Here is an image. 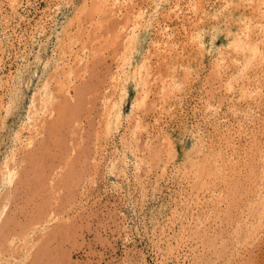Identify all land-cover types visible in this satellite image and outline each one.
Masks as SVG:
<instances>
[{"label":"rangeland","instance_id":"obj_1","mask_svg":"<svg viewBox=\"0 0 264 264\" xmlns=\"http://www.w3.org/2000/svg\"><path fill=\"white\" fill-rule=\"evenodd\" d=\"M225 1L227 0H160V2L158 0H107L106 3L108 6L106 5V12L96 11V13H90L92 18L88 17L90 16L89 14L84 18L85 15L83 14L84 16H82L79 11L82 9V4H84V7L86 2L88 4L90 3V0H0V170L3 164L2 162L7 159L10 163V161L15 158L16 160H13L15 165L12 161L11 162L15 166L13 167L19 170V172L16 170L17 175L13 182L8 184L9 186L7 184H5L6 186L3 185V189L1 188L0 191V197L2 198L0 205L2 204V207L4 205L6 206L3 209L4 214L2 213L1 217L3 218L1 219L6 220L8 218H14L13 223H11L12 221L9 223L11 229L9 227L7 228V230L9 229V236L6 231V236L2 234L3 236L0 239V245L4 247H0V249H2L0 252V262L3 261L5 264H8L10 261H12L10 263L13 264H31V262L32 264H36V262H39V264H213V262L214 264H264V214H260L261 211H264V207L258 211L260 215L259 217L256 216L257 218H245V220L244 215H246L247 212L241 214L242 217H240L241 215L238 216L243 218V220H241L245 222L241 223L239 218L240 222H238L237 225H240L239 227L241 229L245 227L246 231L236 239H234L236 234L233 232L234 227L237 226L236 223H234V219L238 218L233 217L235 213L240 212L243 209L242 207H246V203L249 204L250 202V204H252L253 200L260 199L261 195L264 193V173L262 172V181L260 180V182H258L259 179H257L256 182L258 183L256 187L258 188L259 186L260 189L258 190L260 191L256 190V187H253V189L256 188L255 190L256 192L258 191V194L252 195L250 192V195H247L248 198L246 197L248 200L242 201L239 207V209H242L234 210L231 213L230 218L232 219H230V223L227 222L229 217L225 215L224 209L226 203L231 199L230 193L226 196L227 199L222 196L218 199V196L215 194V189L217 187L214 188L215 184H212V175L209 176V178L203 179L199 185L193 184L194 180L190 177L191 175L193 176L192 173H194V171L191 168L192 166H190V157H184L183 151H186L187 147L184 145L182 136H180L183 130L179 128V125L181 126L183 124L188 128L190 127L192 131L200 130L198 133L201 143H198V146L201 144L205 146L208 145L210 141H213L216 145H220V147L223 148L222 146H225V141L222 138L226 134L228 136V141L234 142V147L236 148L237 154L233 157H235V159L243 157L240 159L243 164L240 162V165H238L239 167L241 166L239 168L241 172L239 177L242 179L245 172L244 169H246L244 164L247 161L244 153L250 151L248 147L252 144V138H254L252 135L255 134V137L260 138V142L264 145V85L262 88L261 83L258 84L257 81L254 82L255 80L253 81V79H251L254 77L263 79L261 76L264 74V69L263 71L256 70L260 69L258 67L261 66L258 60L257 62L251 61V67L248 65L247 68L245 67L246 70L244 68L242 71V67L239 68V64L244 65V60L241 58L239 59V56L237 58V63L240 62L239 64H236V61L232 64L229 61L226 62L231 51H229V47L226 46L224 42L216 39H214L216 42L214 46H206L205 50H208L204 51L202 54L197 52V46H191L193 41L190 45L187 43V47L179 45L176 47L169 46L171 49L173 48V50L167 48L166 43H164L165 41H162L163 44L160 45L163 39H167L166 41L170 40L171 43H186L188 34L193 32L197 27H202L203 39H205L207 45L211 43V33L215 31L213 28L217 22L221 24L219 30L221 31L220 40H222L225 39L224 35L225 33L227 35L230 28L237 30L239 35L245 26H249L250 29L252 26H256L254 22L258 20V16L259 21L263 20L261 19L262 13H264V11H262V9L264 10L263 0H258L260 1L259 4L255 0L252 2L249 0H241L242 3L239 2L240 0H228L227 3ZM117 4H119L118 7ZM252 4L254 6L257 4L255 6L257 9L262 5L260 6L262 8H260V10L258 9V11L261 12L260 15L255 11ZM200 6H202L201 9ZM118 9L120 10L118 11ZM252 9H254V12H252ZM243 10L246 11L247 16H251L249 20L252 21L249 22L247 17L243 20V17L237 14H229L231 12H242ZM122 13L125 14L123 15ZM113 14L116 16V19L118 17L117 20L112 17L114 16ZM120 15L121 17H119ZM122 15L124 17H122ZM217 15H219L218 18ZM255 15H257V17ZM197 16L199 19L198 21ZM82 18L84 19L82 20ZM78 21L81 22L78 24ZM116 21H119V23ZM102 23L103 27L101 26ZM249 23L250 25H248ZM252 23L254 24L252 25ZM113 25H116V28L113 27ZM75 26L77 29L79 28L77 31H74L76 29ZM99 26L101 28H99ZM104 27L109 28V30ZM80 28L83 29L80 30ZM115 31H119V34L122 32V35L120 36L117 33L116 36ZM124 32H126V37ZM131 32L134 33L135 38L139 40V44L141 45L139 53L135 51V42L129 40V34ZM86 34H89L88 36L90 37ZM114 36L116 37L113 38ZM77 37H79V39ZM228 37L227 35V38ZM75 39L78 40L75 42ZM155 39L158 41L156 42ZM214 40H212V42H214ZM70 41L71 43L68 46ZM129 41L132 42V44H129ZM145 42H147V44L148 42H153L154 44L151 46L152 43H149L148 46L144 44ZM175 48H177V51ZM257 50L260 51V53L264 52V45L257 46ZM174 53L178 54L175 56L181 58L184 65L189 64V66H191V70L188 71V73L185 72L184 66H180L181 68H179L178 64H174L176 71L173 74L175 77L179 76L177 80L182 79L181 81H173L171 71L174 68L172 69V67L166 66L162 60H160L162 56L170 57L174 55ZM219 56H222L223 60L215 64ZM185 59H187V62ZM158 61H160V63ZM161 62L165 66L162 65ZM141 63H145L147 71L149 70L147 75ZM158 63L160 66H158ZM75 65L79 66V69ZM137 66L142 70L143 76L145 75V78L148 77L149 80H146L149 84L146 83V86L142 84L144 85L143 87L140 85L141 83H134L133 85L126 83V101L119 102L118 100L117 105L112 107L114 104L113 100L118 95L116 91L117 88L115 87L117 83H119L121 69L126 68V70H128L133 68L139 70ZM221 66L223 69H221ZM164 67H168V69L165 70ZM217 68L220 69L219 71L221 72L222 78L212 76L214 70ZM70 70L73 73H71ZM157 70L160 73L162 72L163 75H160ZM67 71L71 73L68 79L65 78L66 75L63 76V72L67 75L69 74ZM234 71L236 73L239 71L236 75L238 77L233 75L236 74ZM251 71L253 72L251 73ZM255 71H257V75ZM55 72L58 73V76ZM177 72L178 75H176ZM164 73H166V75ZM222 74L224 75L222 76ZM240 74H242L244 78ZM17 75L19 77H17ZM246 76L249 78L248 81L244 83V79L247 80ZM56 77L58 80H56ZM228 77L230 78L231 84L229 85L228 83V85L224 87L222 83L224 84L225 79ZM66 79L68 81V86L65 83ZM60 80H64L63 83L65 84H59L61 82ZM47 81L48 83H46ZM248 82L250 83L248 85L249 88L247 87L249 90L253 88L254 84L260 85L258 86L259 93L257 90L253 93L254 97H249V95L247 97L241 96V92H243L241 88L244 87L242 85L248 84ZM252 82L254 83L252 84ZM43 83L46 86H42ZM17 85L19 87H17ZM60 86H62V89ZM142 90L148 92L145 98L146 101L144 100V104L139 102V106H137L138 104L136 102L139 96L141 97ZM48 93L50 94V99H47ZM45 95L47 97H45ZM67 97L70 103L77 102L79 105L76 103L77 106L75 105L74 108L76 110L72 112V114L68 111L71 118L68 116L69 119H66L68 122L66 123L67 125H65L63 122H65L64 114L66 112L61 115L60 112H57L58 109L55 108L61 107L64 102L67 103ZM44 100H49L48 104H46V102L42 103ZM8 103L12 105H8ZM105 103H111V106L108 105L110 109L111 107L113 109L110 111L108 108L111 115L115 107L120 112L118 118L112 117L110 121L107 122V125L110 126L112 131V136L110 138H107L104 133L106 125L102 118L104 109H107ZM6 104L9 106L8 112H6ZM12 106H14L13 109ZM50 106L54 107V109H52V107L50 108ZM66 107L68 108V106H65V110ZM53 110L56 114L58 113L60 119L58 115L54 112L52 113ZM67 110H70V107ZM55 115L57 117H55ZM74 115H76V117H74ZM53 116L56 120L53 119ZM136 117L141 119V126L135 125L134 122L136 120L134 119ZM51 119L54 120V124H52L53 121ZM69 120H71V122ZM45 121L46 123H44ZM59 121H61V123H56ZM79 122H81V124ZM214 122L216 124L218 123L220 129H222H219V133L215 132L213 128L215 126ZM43 124L47 126L44 125V128ZM145 125L148 127L146 128ZM71 128L72 130H70ZM46 129L49 132H47ZM167 132H171L173 140L177 141L175 153H168L166 150L165 153L163 151L167 143L165 142V137L162 136H166L165 133ZM15 133L17 135H15ZM52 133H54L55 136ZM58 134L61 136H58ZM71 134L72 136L70 137ZM154 135H156V137H154ZM227 136L224 138L227 139ZM69 138L72 140L70 141ZM63 139L65 148H63L64 145L61 144ZM122 139L126 146L127 142L131 143V145L129 146L128 144L129 147H125V145L122 146ZM35 140L38 141L37 143L40 146H38ZM58 140L60 143H58ZM42 142H44V145ZM32 143L35 147L31 145ZM134 143L137 145H134ZM45 144L49 146L45 148ZM159 144L161 148L164 145L163 150L159 148ZM41 145H43V147H41ZM151 145L152 147H150ZM52 146L54 148H52ZM122 147L128 149H126L127 152L125 155L127 156L125 162L122 161L123 166L121 168V164L118 163V157L122 153ZM43 149L47 150L43 151ZM151 149L161 151L158 161L151 155ZM190 150H193V152H191V159L195 162L197 159L200 160L199 158L196 159V156L193 155L195 154L194 149ZM204 150H206V148ZM25 152L29 153H27L28 157L30 156L34 164L33 162L30 164L31 161ZM35 152L37 154H35ZM171 153L172 155H170ZM30 154L33 155V158L35 155H40L39 160L37 159V161L35 159L36 162ZM10 156L15 157L11 158ZM121 157L122 156L119 158ZM3 158L4 161H2ZM22 159H25L26 162ZM61 159H63V162ZM72 159L74 160V165ZM68 160H72V162L68 163ZM27 161H30V163ZM65 162L67 164L71 163V167L74 168L71 169V171L68 169V174L64 172ZM16 163H20L21 166L25 163V166L23 165L21 169V166L19 164L17 166ZM258 164H260L259 170H261L262 166H264V160ZM30 165H34V167L32 166L33 168L31 167L32 169H30ZM39 165L41 167L38 170L37 167H39ZM243 167L245 168L243 169ZM26 168L33 170L34 173L42 171V175L39 173L41 176L38 178L36 176L37 173L34 174L32 171L34 176L31 174V171ZM34 168L37 169L35 170ZM188 168L190 169L188 170ZM20 170L24 171L21 172ZM52 171L55 174H53L54 177H56L54 178L56 180L55 184L49 187L50 190H52L44 191L43 188L39 189L38 180L42 178L43 173L46 172L48 175L50 174L49 172ZM230 172L233 173L234 170ZM23 176L27 178L24 179ZM28 176H30V180L33 176L35 178L37 177V180L34 178L37 183L35 180L34 182H32V180L30 181ZM231 177L235 180L238 176H230V180H232ZM63 178L66 181L63 180ZM21 180L23 183L20 182ZM34 183L36 185H34ZM57 183L59 185H57ZM216 184L218 183L216 182ZM71 185L74 188H72ZM14 186L15 188L13 189ZM219 186L223 188L221 183ZM8 188L11 189L9 190ZM59 189H63L64 192L63 190L60 192ZM42 190L46 193H43ZM212 190H214V193ZM4 192H6L5 194L7 195H5ZM50 192H54L52 194L56 196V198H51L52 194ZM65 192L68 193H66L67 196ZM259 192L262 193L260 194ZM60 194L62 196L64 194L65 196L61 198L62 196H60ZM14 195L16 198H14ZM5 196L8 199H6ZM37 196H39V199ZM57 196L61 199L59 200ZM49 198L52 200L50 201ZM210 199L213 200V205ZM3 200L6 203H4ZM7 200L9 201L8 205ZM215 200L219 202L216 203ZM33 202L39 207H35ZM40 204L42 205L40 206ZM46 207L47 209H44ZM34 209H36L37 212L39 209V213L37 214ZM245 209L246 208H244V210ZM217 212L224 213L219 214L220 216L217 217ZM8 214L9 216L7 217ZM206 214H209V217L207 215L208 218H205ZM203 215L205 217H202ZM214 215L216 216L214 217ZM46 216L47 218H45ZM29 219L33 220L30 221ZM34 220L36 222H32ZM217 222H220V224ZM246 222L248 225L251 223L248 229L247 224H243ZM201 228H205L206 230ZM53 229L54 232L57 231L59 233L56 232L54 235H50V238L47 240V247L45 248L50 255L48 256L46 250L43 248L42 252L37 250L39 254L37 252L34 257L33 255L35 252L32 246L36 238L39 237L43 231L50 233ZM219 230L221 232L220 234ZM196 231L198 232L196 233ZM63 233L66 236H62ZM213 233L216 235L214 240L216 243L214 242V246H212H218L217 248H213L211 245L212 248L209 246V242L212 239L211 237L214 235ZM217 234L222 240H219L220 238ZM229 234L231 236H229ZM55 235L58 236L56 237ZM61 236L64 240H62ZM226 236H228V238ZM206 238H209V242H206ZM223 238L227 241L223 242ZM228 240L232 242L230 243ZM58 241H60V243ZM15 242L17 243L16 246ZM220 243L223 246H221ZM20 244L22 246H20ZM9 245H11L13 249ZM223 247H226V250ZM59 249L61 251H59ZM212 249L217 250L215 251ZM28 251L29 256L27 254ZM37 255L41 257H37ZM9 256L15 258L11 259ZM17 256H20V258ZM46 256H48L49 259ZM43 259H45V261ZM6 260L8 262H6Z\"/></svg>","mask_w":264,"mask_h":264},{"label":"bare ground","instance_id":"obj_2","mask_svg":"<svg viewBox=\"0 0 264 264\" xmlns=\"http://www.w3.org/2000/svg\"><path fill=\"white\" fill-rule=\"evenodd\" d=\"M86 1V0H85ZM159 2H160V0H158ZM162 1V0H161ZM239 1V0H238ZM247 1V0H246ZM249 1H253V0H249ZM255 1H257L258 2V4H259V2L260 1H258V0H255ZM254 1V2H255ZM65 2V1H64ZM107 0H90V3L88 4L87 2V4L85 3V6L83 7V5L84 4H82V9L79 11L80 12V14L82 15V16H84L85 15V17L84 18H86V15L88 16V14L90 15V13H92L93 14V12L94 13H96V11H102V12H106V5H107ZM226 3L228 2V0L227 1H225ZM239 2H241V0L239 1ZM253 2V3H254ZM262 2V1H261ZM172 3V2H171ZM176 3V2H175ZM226 3H225V6H226ZM242 3V2H241ZM246 3V2H245ZM256 3V2H255ZM263 3H264V0H263ZM109 4V3H108ZM119 4H120V2H119ZM119 4H117V7L119 6ZM260 4H262V3H260ZM110 5V4H109ZM121 5H122V3H121ZM156 5H158V4H156ZM173 5V4H172ZM253 5V4H252ZM257 5V4H256ZM255 5V6H256ZM108 6V5H107ZM113 6V5H112ZM155 6V5H154ZM176 6V5H175ZM254 6V5H253ZM255 6H254V9H255V11L256 12H258V14L260 15V11H258V9L260 10V8H262V7H260V6H262V5H260L259 6V8L257 9V8H255ZM264 6V5H263ZM116 7V6H115ZM173 7V6H172ZM220 7H222V6H220ZM231 7V6H230ZM235 7V6H234ZM237 7H240V6H237ZM244 7V6H243ZM246 7V6H245ZM252 7V6H251ZM258 7V6H257ZM111 8V7H110ZM155 8H156V6H155ZM170 8V7H169ZM202 8V6H200V9ZM251 9V8H250ZM254 9H252V12H254ZM120 9H118V11H119ZM196 10H198V9H196ZM109 11H111V10H109ZM200 11V10H199ZM229 11V10H228ZM262 11H264L263 9H262ZM78 12V13H79ZM97 12V13H98ZM107 12H108V10H107ZM126 12V11H125ZM195 12V11H194ZM197 12V11H196ZM203 12V11H202ZM112 13V12H111ZM118 13V12H117ZM116 13V14H117ZM84 14V15H83ZM109 14V13H108ZM123 14V13H122ZM125 14V13H124ZM123 14V15H124ZM229 14H231V15H233V14H237V15H239L240 17H243V20H245V18L247 17L248 18V21L250 22V21H252V20H249L250 19V17L249 16H247V13H246V11L245 10H243L242 12L241 11H239V12H231V13H229ZM253 14V13H252ZM263 14L264 13H262V18L261 19H263L264 20V16H263ZM114 15V14H113ZM122 15V17H124ZM198 15V14H197ZM118 16V15H117ZM256 17H257V15H255ZM255 16H254V18H255ZM89 18L91 17V15L90 16H88ZM112 17H114V19H116L115 17V15L114 16H112ZM119 17H121V15L119 16ZM213 17V16H212ZM216 17V16H215ZM219 17V15H217V18ZM78 18H80V17H78ZM84 18H82V20L84 19ZM92 18V17H91ZM108 18V17H107ZM106 18V19H107ZM168 18H169V16H168ZM224 18V17H223ZM81 19V18H80ZM117 19H118V17H117ZM116 19V20H117ZM126 19V18H125ZM220 19V18H219ZM90 20V19H89ZM101 20V19H100ZM108 20V19H107ZM122 20V19H121ZM199 19H198V16H197V21H198ZM223 20H225V19H223ZM259 21V16H258V20L257 21H255L254 23H255V25L256 26H252L251 27V29H250V27L249 26H245L243 29H242V31L239 33V35H238V33H237V30H235V29H233V28H230L229 29V32H227V35L229 36L228 38H227V35H226V33H225V39H222V40H220L221 39V37H220V28H221V24L219 23V22H217V24L214 26V30L215 31H212V33H211V37H210V40H211V43H208L207 45H206V41H205V39H203L204 38V36H203V32H202V27H197L196 29H194V31L193 32H191V33H189L188 34V36H187V42L186 43H182L181 42V44H179V42L177 43H171V41L169 40V41H166V40H161V42L163 41H165L164 43H166V45H167V48L169 49L170 47L169 46H188V45H190L191 44V42L193 41V43H192V45L191 46H197V52H199L200 54H202L204 51H206V50H208V49H206L205 50V48H206V46H208V45H210V46H214V44L216 43L215 42V40L214 39H216V40H219V41H221V42H224L225 43V45L226 46H228L229 48L228 49H230L229 51H231V53L229 54V56H228V58H227V61L226 62H230L231 64L232 63H235L234 61H236V64H239V63H237V58H238V56H239V59L241 58V59H243L244 61V65H241V64H239L240 65V67L239 68H241V70L243 71V69L246 67H248V65L250 66L251 65V61L253 62V61H255V62H257L258 60H259V64L261 65H258V66H260V67H258V68H260V69H256V70H261V71H263V66H264V52H262V53H260V51H258L257 50V46H262V45H264V21ZM106 21V20H105ZM111 21V20H110ZM242 21V20H241ZM240 21V22H241ZM76 22V21H75ZM81 22V21H80ZM79 21H78V24L80 23ZM85 22V21H84ZM83 22V23H84ZM88 22H93V21H88ZM112 22V21H111ZM117 23H119V21H116ZM194 22V21H193ZM235 22V21H234ZM244 22V21H243ZM262 22V23H261ZM98 23H99V21H98ZM225 23V22H224ZM254 23H252V25L254 24ZM257 23V24H256ZM76 24V23H75ZM96 24V23H95ZM101 24V23H100ZM191 24H192V22H191ZM73 25V24H72ZM108 25V24H107ZM109 25H110V23H109ZM248 25H250V23L248 24ZM260 25V26H259ZM80 26H81V24H80ZM90 26V25H89ZM102 27H103V23H102V25H101ZM116 26V25H115ZM114 25H113V27H115ZM190 26V25H189ZM226 26V25H225ZM259 26V27H258ZM76 27V26H75ZM77 27H78V25H77ZM77 27H76V29L74 30V31H77L78 29H77ZM196 27V26H195ZM231 27V26H230ZM99 28H101L100 26H99ZM105 28V27H104ZM107 28V27H106ZM105 28V29H106ZM110 28H112V27H110ZM116 28V27H115ZM120 28H122V27H120ZM208 28V27H207ZM211 28V27H210ZM247 28H249V29H247ZM81 29H83V28H80V30ZM108 30H109V28H107ZM112 29H114V28H112ZM193 29V28H192ZM227 29V28H226ZM115 30V29H114ZM204 30V29H203ZM87 31H89V30H87ZM86 31V32H87ZM208 31V30H207ZM106 32H107V30H106ZM113 32V31H112ZM205 32H206V30H205ZM111 33V32H110ZM115 35L117 36V33L119 34V31L117 32V31H115ZM122 33V32H121ZM119 34L120 36L122 35V34ZM125 33V37H126V32H124ZM185 33V32H184ZM208 33V32H207ZM70 34V33H69ZM72 34V33H71ZM76 35V34H75ZM75 35H74V37H75ZM87 36L89 35V34H86ZM85 35V36H86ZM92 35H93V33H92ZM108 35V34H107ZM113 35H114V33H113ZM186 35H187V33H186ZM186 35H185V37H186ZM72 36V35H71ZM80 36V35H79ZM104 36V35H103ZM116 36H114L113 38H115ZM175 36V35H174ZM254 36H256V37H254ZM63 37V36H62ZM88 37H90V36H88ZM94 37V36H93ZM129 40L130 41H134L135 42V44H134V46H135V51H136V53H139L140 52V44H139V40H137L136 38H135V36H134V33H130L129 34ZM76 38V37H75ZM78 39H79V37H77ZM87 38V37H86ZM109 38V37H108ZM60 39V38H59ZM70 39H71V37H70ZM78 39H75V42H76V40H78ZM99 39V38H98ZM74 40V39H73ZM100 40V39H99ZM114 40V39H113ZM152 40V39H151ZM156 40V39H155ZM185 40H186V38H185ZM209 40V41H210ZM212 40H214V42H212ZM72 41V40H71ZM71 41L69 42V44H68V46L70 45V43H71ZM88 41H90V40H88ZM129 41V44L131 43L132 44V42H130ZM158 40H156V42H157ZM179 41V40H178ZM189 41V42H188ZM74 42V43H75ZM93 42V41H92ZM117 42V41H116ZM154 42V41H153ZM153 42H148V44L150 43L151 44V46H153ZM155 42V43H156ZM163 42L162 43H160V45L161 44H163ZM175 42V41H174ZM64 43H66V42H64ZM159 43V42H158ZM187 43H189L188 45H186ZM85 44V43H84ZM96 44V43H95ZM144 44H147V42H145ZM147 44V45H148ZM261 44V45H260ZM59 45V44H58ZM119 45V44H118ZM125 45H126V43H125ZM139 45V46H138ZM156 45H158V44H156ZM155 45V46H156ZM73 46V45H72ZM121 46V45H120ZM145 46V45H144ZM149 46V45H148ZM164 46V45H163ZM219 47V46H218ZM70 48V47H69ZM166 48V49H167ZM179 48V47H178ZM226 48V47H225ZM171 49V48H170ZM177 48H175V50H176ZM182 49H183V47H182ZM185 49V48H184ZM224 49V48H223ZM159 50V49H158ZM171 50H173V48L171 49ZM225 50V49H224ZM260 50V49H259ZM177 51V50H176ZM180 51V50H179ZM178 51V52H179ZM222 51V50H221ZM134 52V51H133ZM171 52H173V51H171ZM181 52V51H180ZM179 52V53H180ZM260 54H259V53ZM144 53V52H143ZM147 53V52H146ZM160 53V52H159ZM220 53V52H219ZM227 53V52H226ZM96 54V53H95ZM173 54V53H172ZM177 53H174V55H171L170 57H161L160 58V60H162V62L166 65V66H168V67H172V69L174 68V64L176 63V64H178V66H179V68H181L180 66H184L183 68H185V72H188V71H190L191 70V66H189V64H187V65H184L183 64V61H182V59L181 58H179L178 56H175ZM189 54V53H188ZM178 55V54H177ZM222 55V54H221ZM144 56V55H143ZM167 56V55H166ZM182 57V56H181ZM188 58V57H187ZM187 59H185V61H186ZM221 60H223V57L222 56H219L218 58H217V60H216V62H215V64L217 63L218 64V62L219 61H221ZM225 60H226V58H225ZM49 61V60H48ZM233 61V62H232ZM56 62H57V60H56ZM59 62H60V60H59ZM143 62H144V59H143ZM146 62V61H145ZM159 63H160V61H158ZM161 62V64L162 65H164L163 63ZM182 62V63H181ZM187 62V61H186ZM185 62V63H186ZM158 63V66H160V64ZM229 63V64H230ZM142 64V66L144 67V69H145V71L144 72H146V75L149 73L148 71H147V69H146V66H145V63H141ZM214 64V65H215ZM230 64V65H231ZM138 65V64H137ZM164 65V66H165ZM171 65V66H170ZM220 65V64H219ZM255 65V64H254ZM57 66V65H56ZM76 66V65H75ZM149 66V65H148ZM216 66V65H215ZM223 66V65H222ZM222 66H221V69H223L222 68ZM229 66V65H228ZM235 66V65H234ZM237 66V65H236ZM256 66V65H255ZM74 67V66H73ZM76 67H78V69H79V66H76ZM81 67V66H80ZM124 67V66H123ZM137 67H139V66H137ZM168 67L166 68V67H164L165 68V70L166 69H168ZM220 67V66H219ZM224 67V66H223ZM251 67V66H250ZM155 68V67H154ZM246 68H245V70H246ZM25 69H26V67H25ZM139 70H136V69H128V70H126V68H123V69H121V72H120V80H119V83H117V85H116V87L115 88H117L116 89V91L118 92V95L116 96V98L113 100L114 101V104H113V106L112 107H114V106H116L117 105V101L119 100V102H125L126 101V83H129V84H131V85H133L134 83L135 84H137V83H141L140 85L141 86H143L144 87V85H142V84H145V86H146V83L147 84H149V82L146 80V79H148V77L147 78H145L146 76L144 75L143 76V72H142V70H140V67L138 68ZM157 69V68H156ZM171 69V68H170ZM169 69V70H170ZM218 69V68H217ZM214 70V72H213V77H216V78H218V77H220V78H222L221 77V72L219 71L220 69H218V70ZM27 70V69H26ZM58 70V69H57ZM60 70H62V69H60ZM73 70V69H72ZM168 70V71H169ZM160 71H161V69H160ZM171 71V70H170ZM176 70H175V68L171 71V77H172V80L173 81H176L177 80V78L179 77V76H177V77H175L174 76V72H175ZM182 71V70H181ZM193 71V70H192ZM225 71V70H224ZM223 71V72H224ZM236 71V70H235ZM234 71V72H235ZM22 72H23V70H22ZM62 72V71H61ZM60 72V73H61ZM68 73H69V71H67ZM70 72H71V70H70ZM148 72V73H147ZM153 72V71H152ZM155 72V71H154ZM157 72H159L158 70H157ZM165 72V71H164ZM184 72V71H183ZM185 72H184V74H185ZM238 72L239 71H237V73L236 74H233V75H237L238 74ZM245 72V71H244ZM253 71H251V73H252ZM256 72L257 71H255V74H256ZM264 72V71H263ZM20 73V72H19ZM55 73H57V72H55ZM65 73H66V71H65ZM64 72H63V76L64 75H66L65 76V78H69V75L71 74V73H73V72H71V73H69L68 75L67 74H65ZM76 73V72H75ZM74 73V74H75ZM160 73V72H159ZM162 73V72H161ZM160 73V75H163V73L161 74ZM189 73V72H188ZM187 73V74H188ZM242 73V72H241ZM246 73V72H245ZM262 73V72H261ZM51 74V73H50ZM50 74H49V76H50ZM145 74V73H144ZM151 74V73H150ZM153 74V73H152ZM157 74V73H156ZM165 75H166V73H164ZM183 74V75H184ZM225 74V73H224ZM224 74H222V76L224 75ZM227 74V73H226ZM229 74V73H228ZM255 74H254V76H255ZM173 75V76H172ZM176 75H178V72H177V74ZM191 75V74H190ZM210 75V74H209ZM242 77H243V75L242 74H240ZM257 75V74H256ZM261 75V74H260ZM263 76H261V77H263V79H257L256 77H254V78H251V79H253V81L254 82H256L257 81V83L259 84V83H261V87L263 88V85H264V74H262ZM52 76V75H51ZM56 76V75H55ZM57 76H58V73H57ZM72 76V75H71ZM76 76V75H75ZM149 76V75H148ZM159 76V75H158ZM228 76V75H227ZM241 76H239V77H241ZM253 76V75H252ZM17 77H19L18 75H17ZM22 77V76H21ZM166 77V76H165ZM176 79H175V78ZM182 77V76H181ZM210 77V76H209ZM208 77V78H209ZM236 77H238V76H236ZM235 77V78H236ZM50 78V77H49ZM53 78V77H52ZM64 78V79H65ZM153 78V77H152ZM158 78V77H157ZM169 78H170V76H169ZM183 78V77H182ZM186 78V77H185ZM219 78V79H220ZM234 78V79H235ZM244 78V77H243ZM246 78H247V76H246ZM249 78V77H248ZM248 78H247V80H245L244 79V83L245 82H247L248 81ZM51 79V78H50ZM63 79V78H62ZM67 79L65 80L66 82V85L68 84L67 82ZM214 79V78H213ZM213 79H211V80H213ZM227 79V80H226ZM225 79V82H224V84L222 83V85H224V87H226V85H228V83H229V85L231 84V81L229 80L230 78L228 77V78H226ZM238 79V78H237ZM236 79V80H237ZM240 79V78H239ZM20 80V79H19ZM47 80V79H46ZM52 80V79H51ZM56 80H58V78L56 77ZM149 80V79H148ZM182 80V79H181ZM180 79L179 80H177V81H181ZM45 81V80H44ZM61 82L59 83V84H61V83H63L64 82V80L62 81V80H60ZM220 81V80H219ZM222 81V80H221ZM241 81H242V79H241ZM250 81H252V80H250ZM25 82V81H24ZM254 82H252V84L254 83ZM16 83V82H15ZM18 83H19V81H18ZM23 83V82H22ZM46 83H48V81L46 82ZM52 83V82H51ZM56 83V82H55ZM65 83H63V84H65ZM263 83V84H262ZM28 84V83H27ZM58 84V85H59ZM250 83L248 82V84H243L242 86H244V87H242L241 88V91H243V92H241L242 94H241V96H244V97H247L248 95H249V97H251V96H253V93H254V91H256L257 90V92H258V86H260V85H258V84H254L253 85V88L251 89V90H249L248 88V85H249ZM20 85V84H19ZM23 85V84H22ZM44 85V83L42 84V86ZM44 86H46V85H44ZM68 86V85H67ZM252 86V85H251ZM17 87H19L18 85H17ZM25 87V86H24ZM61 87V89H62V86H60ZM64 87V86H63ZM248 87V88H247ZM23 88V87H22ZM83 88V87H82ZM85 88V87H84ZM147 88V87H146ZM12 89V88H11ZM45 89V88H44ZM64 89V88H63ZM75 89H78V88H75ZM81 89V88H80ZM46 90V89H45ZM58 90V89H57ZM83 90V89H82ZM81 90V91H82ZM115 90V89H114ZM18 91H20V90H18ZM49 91V90H48ZM80 91V92H81ZM264 91V90H263ZM262 91V92H263ZM11 92V91H10ZM9 92V93H10ZM47 92V91H46ZM61 92V91H60ZM115 92V91H114ZM256 92V93H257ZM63 93V92H62ZM79 93V92H78ZM252 93V94H251ZM259 93V92H258ZM21 94V93H20ZM23 94V93H22ZM61 94V93H60ZM82 94H83V92H82ZM147 94H148V92L145 90H142V94H141V97L139 96V98H141V99H139L138 98V101L136 102L138 105L137 106H139V102H144V100H145V98H146V96H147ZM15 95V94H14ZM17 95V94H16ZM260 96H262L261 94H259ZM48 98L47 99H50L49 97H50V94L48 93ZM46 95H45V97H47ZM256 96V95H255ZM264 96V95H263ZM262 96V97H263ZM33 97V96H32ZM39 97V96H38ZM37 97V98H38ZM61 97V96H60ZM64 97H65V95H64ZM109 97V96H108ZM254 97V96H253ZM14 98V97H13ZM35 98V97H34ZM68 98V97H67ZM12 99V98H11ZM74 99V98H73ZM77 99V98H76ZM75 99V100H76ZM38 100V99H37ZM55 100V99H54ZM68 100V101H67ZM66 101H67V103H63V105L61 106V107H57V108H55V109H58L57 110V112H60L61 113V115L63 114V113H65L63 116H64V121L65 122H63V124H65V125H67L66 123L68 122L66 119H69V115L70 114H68V111L72 114V112H74L76 109H74L75 108V105H76V103H70L69 102V98L67 99ZM141 100V101H140ZM12 101V100H11ZM78 101V100H77ZM146 101V100H145ZM8 102H10V101H8ZM34 102H35V99H34ZM44 102H46V104H48V102H49V100H44L42 103H44ZM56 102V101H55ZM73 102V101H72ZM80 102V101H79ZM108 102V101H107ZM16 103H17V101H16ZM36 103V102H35ZM145 103V102H144ZM143 103V104H144ZM10 103H8V105H9ZM14 104V103H13ZM34 104V103H33ZM55 104H57V103H55ZM106 104V103H105ZM111 104V103H110ZM109 103H107L106 105H105V107L107 108V109H104V111H103V121L105 122V125H106V128H105V130H104V133H105V135H106V137L107 138H110L111 136H112V131H111V128H110V126H108L107 125V122H109L110 121V119L112 118V117H114V118H118L119 117V115H120V112L118 111V109H116V107H115V110H114V112H112V115H111V113H110V111L111 110H113L112 109V107H111V109L109 108L111 105H110ZM260 104V103H259ZM7 105V104H6ZM7 105V109H6V112H8L9 111V106ZM10 105H12V104H10ZM58 105H59V103H58ZM77 105H79L78 103H77ZM76 105V106H77ZM81 105V104H80ZM108 105H110L109 107H108ZM136 105V104H135ZM35 106V105H34ZM65 106H68V108L66 107V110L67 109H69V107H70V110H65ZM13 107L14 106H12V109H13ZM16 107V106H15ZM52 106H50V108H51ZM108 108H109V110L110 111H108ZM134 108V107H133ZM31 109V108H30ZM35 109V108H34ZM52 109H54V107H52ZM78 109V108H77ZM139 109V108H138ZM79 110V109H78ZM1 111V110H0ZM14 111H15V109H14ZM56 111V110H55ZM3 112H5V111H3ZM12 112V111H11ZM11 112H10V114H11ZM50 112H51V110H50ZM54 112V110L52 111V113ZM13 113V112H12ZM55 113V112H54ZM76 113H77V111H76ZM80 113V112H79ZM110 113V114H109ZM139 113V112H138ZM45 114V113H44ZM56 114V113H55ZM75 114V113H74ZM140 114V113H139ZM9 115V114H8ZM51 115V114H50ZM56 115H58V113L56 114ZM55 115V117H57ZM77 115V114H76ZM76 115H74V117H76ZM135 115V114H134ZM69 116V117H68ZM111 116V117H110ZM133 116V115H132ZM136 116H137V114H136ZM5 117V116H4ZM54 117V116H53ZM52 117V118H53ZM55 117L53 118V119H55ZM58 117H59V115H58ZM72 117H73V115H72ZM80 117V116H79ZM138 117H139V115H138ZM138 117H136L134 120H136L134 123H135V125L136 126H141L140 125V118H138ZM41 118V117H40ZM48 118V117H47ZM62 118V117H61ZM71 118V117H70ZM78 118V117H77ZM76 118V119H77ZM58 119V118H57ZM59 119H60V117H59ZM63 119V118H62ZM61 119V120H62ZM75 119V118H74ZM73 119V120H74ZM39 120V119H38ZM43 120V119H42ZM52 120V119H51ZM56 120V119H55ZM72 120V119H71ZM71 120H69L70 122H71ZM47 121V120H46ZM46 121L44 122V123H46ZM53 122H52V124H54L55 122H54V120H52ZM39 122V121H38ZM43 122V121H42ZM48 122V121H47ZM73 122V121H72ZM77 122V121H76ZM128 122V121H127ZM141 122H143V121H141ZM37 123V122H36ZM40 123V122H39ZM56 123H61V121H59V122H56ZM80 124H81V122H79ZM129 123V122H128ZM215 123V122H214ZM62 124V125H63ZM145 124V123H144ZM41 125V124H40ZM47 126L46 124H43V127L45 128V126ZM134 125V126H135ZM135 126V127H136ZM142 126H144V125H142ZM146 126V125H145ZM214 126V125H213ZM220 125L217 123H215V126L213 127L214 128V130H215V132H218L219 133V131L220 130H222V129H220V127H219ZM35 127V126H34ZM67 127V126H66ZM148 126H146V128H147ZM160 127V126H159ZM264 127V126H263ZM38 128H39V126H38ZM43 128V129H44ZM50 128V127H49ZM48 128V129H49ZM65 128V127H64ZM132 128V127H131ZM138 128H141V127H138ZM146 128H145V130H146ZM179 128H180V130H183V131H181V133H180V136H182V140H183V142H184V145L187 147V150L186 151H183V154H184V157H190L189 158V161L191 162L190 163V166H192L191 168L193 169V171H194V173H192L193 174V176L191 175V177L190 178H192L193 180H194V182H193V184H197V185H199L200 183H201V181L203 180V179H206V178H209V176H211L212 175V178H213V182H212V184L214 185V188H216L215 189V191H216V195L218 196V199H220L219 197H223V198H225V199H227L226 198V196H228V194L230 193V195H231V199H230V201L228 202V203H226V207H225V215L227 216V217H229V219H228V221L227 222H229L230 223V219H232V218H230L231 217V213L234 211V210H241L242 208V210L240 211V212H236L235 213V215L233 216L234 218H236V217H238V216H240L241 214H244L245 212H247L246 213V215H244V219L245 218H253V217H256V216H258L259 217V215L261 214V215H263L264 214V211L262 212H260V214H259V212L258 211H260L261 210V208L262 207H264V193L262 194L263 195V197H262V195H261V198L260 199H256L255 201H258V202H255L254 200L252 201V204H250V202H249V204H247L246 202H243V203H246L245 205H246V207H242L241 209H239V207L241 206V204H242V201H244V200H248V199H246V197H247V195L249 194L250 195V192H251V194L252 195H254V194H258V191H260V190H258V189H260L259 188V186H258V188L256 187V185H258V183H256L257 182V179H259V181L258 182H260V180L262 181V177H263V173H264V166H262V168H261V170H259V165L260 164H258V163H260V162H263V160H264V152H263V148H264V145L260 142V138H258V137H255L254 135H252V137H254V138H252V144H251V146H249L248 148L250 149V151H246L244 154L246 155V158H247V161L245 162V167H246V169H244L245 167H243V169L245 170V172H244V174H243V177H242V179L239 177V175H240V171H239V168L241 167H239L238 165H240L239 163L241 162V160L240 159H242V158H236L235 159V157H233L235 154H237V152H236V148L234 147V142L232 143V142H230V140L228 141V136L225 134L224 135V137L225 136H227V139H225L224 137L222 138V139H224V143H225V146H222L223 148H221L220 147V145H216V143L215 142H213V141H210L209 142V144L208 145H203V144H201L200 146H198L197 144L198 143H201V139H199L200 138V136H199V133H198V131L200 132V130H196V131H192V129L189 127H186V126H184L183 124L180 126L179 125ZM25 129V128H24ZM35 129V128H34ZM59 129H60V127H59ZM68 129H69V127H68ZM67 129V130H68ZM77 129V128H76ZM123 129H124V127H123ZM166 129H168V128H166ZM220 129V130H219ZM45 130V129H44ZM47 130V129H46ZM65 130V129H64ZM70 130H72V128L70 129ZM74 130V129H73ZM130 130V129H129ZM128 130V131H129ZM29 131V130H28ZM33 131V130H32ZM133 131H134V129H133ZM133 131H132V133H133ZM43 132V131H42ZM41 132V133H42ZM45 132V131H44ZM47 132H49L48 130H47ZM57 132H59V131H57ZM66 132H68V131H66ZM65 132V133H66ZM71 132V131H70ZM148 132V131H147ZM146 132V133H147ZM163 132H164V130H163ZM34 133H36V132H34ZM37 133H38V131H37ZM46 133V132H45ZM63 133V132H62ZM62 133H60V134H62ZM73 133V132H72ZM144 133V132H143ZM145 133V134H146ZM261 133V132H260ZM54 136H55V134L54 133H52ZM60 134H58V136L60 135ZM151 134V133H150ZM201 134V133H200ZM14 135V134H13ZM15 135H17L16 133H15ZM39 135H40V133H39ZM50 135V134H49ZM52 135V136H53ZM66 135V134H65ZM74 135V134H73ZM123 135V134H122ZM165 135L166 136H162V137H165V142L167 143V146L166 147H164V150H163V146H162V148H161V146H160V144H161V142H160V144H159V148H161V150H163L164 152H165V150L166 151H168V153H170V152H174L175 153V151H176V148H177V141L176 140H173V138H172V133L171 132H167V133H165ZM222 135V134H221ZM61 136V135H60ZM63 136H64V134H63ZM67 136H68V134H67ZM72 136V134L70 135V137ZM140 136V135H139ZM15 137V136H14ZM44 137V136H43ZM49 137V136H48ZM76 137V136H75ZM78 137V136H77ZM142 137V136H141ZM154 137H156V135H154ZM161 137V136H160ZM161 137V139L163 140V138ZM260 137V136H259ZM35 138V137H34ZM33 138V139H34ZM55 138V137H54ZM63 138V137H62ZM264 138V137H263ZM17 139V138H16ZM31 139V138H30ZM36 139V138H35ZM42 139V138H41ZM45 139V138H44ZM43 139V140H44ZM50 139V138H49ZM52 139V138H51ZM65 139V138H64ZM64 139H63V141L61 142V144L62 145H64V147L63 148H65V142H64ZM104 139H105V136H104ZM119 139H120V137H119ZM148 139V138H147ZM206 139V138H205ZM204 139V140H205ZM210 139V138H209ZM221 139V138H220ZM40 140V139H39ZM42 140V141H43ZM55 140V139H54ZM62 140V139H61ZM60 140V141H61ZM69 140L71 141L72 139H70L69 138ZM77 140V139H76ZM123 140V139H122ZM121 140V144H122V146L123 145H125V143H124V140L122 141ZM129 140V139H128ZM142 140V139H141ZM149 140H151V139H149ZM182 140H181V142H182ZM204 140H202V141H204ZM246 140H248V139H246ZM25 141V140H24ZM36 141V140H35ZM51 141V140H50ZM55 141H57V140H55ZM152 141V140H151ZM150 141V142H151ZM222 141V140H221ZM38 141H36V143H37ZM41 142V141H40ZM47 142V141H46ZM64 142V143H63ZM126 142V141H125ZM206 142V141H205ZM44 142H42V144H43ZM55 143H57V142H55ZM58 143H60L59 142V140H58ZM69 143V142H68ZM136 143V142H135ZM134 143V145H137V144H135ZM138 143H139V141H138ZM165 143V144H166ZM38 144V143H37ZM127 144V146H128V144H129V146L131 145V143H129V142H127L126 143ZM132 144H133V142H132ZM207 144V143H206ZM222 144V143H221ZM29 145V144H28ZM33 147H35V145H33V143L31 144ZM44 145V144H43ZM43 145H41V147H43ZM47 144H45V148H47L48 146H46ZM53 145V144H52ZM56 145V144H55ZM54 145V146H55ZM60 145V144H59ZM72 145V144H71ZM153 145V144H152ZM152 145L150 146V147H152ZM183 145V144H182ZM18 146V145H17ZM38 146H40L39 144H38ZM126 145H125V147H127ZM128 146V147H129ZM216 146V147H215ZM31 147V146H30ZM58 147V146H57ZM69 147V146H68ZM132 147V146H131ZM135 147V146H134ZM136 147H138V146H136ZM148 147V146H147ZM189 147V148H188ZM194 147V148H193ZM254 147V148H253ZM32 148V147H31ZM38 148V147H37ZM52 148H54L53 146H52ZM115 148V147H114ZM153 148H154V146H153ZM158 148V147H157ZM206 148V150H204ZM253 148V149H252ZM35 149V148H34ZM50 149V148H49ZM73 149V148H72ZM126 149H128V148H124V147H122V153H121V155H119V157L120 156H122L121 158H119L118 156V163H120L121 165H120V167L122 168V166H123V163H122V161L123 162H125V158H126V156L127 155H125V153L127 152L126 151ZM150 149V148H149ZM190 149H194V153L195 154H193V155H195L196 156V159L197 158H199L200 160H198L197 159V161L195 162L193 159H191L192 157H191V152H193V150L191 151ZM15 150V149H14ZM25 150V149H24ZM29 150V149H28ZM38 150V149H37ZM36 150V151H37ZM47 150V149H46ZM45 149H43V151H46ZM51 150V149H50ZM71 150V149H70ZM40 151V150H39ZM38 151V152H39ZM42 151V150H41ZM76 151V150H75ZM74 151V152H75ZM151 151V155L153 156V158L156 160V161H158L159 160V158H160V155H161V151L160 150H156V149H151L150 150ZM245 151V150H244ZM31 152H33V151H31ZM30 152V153H31ZM48 152V151H47ZM51 152V151H50ZM84 152V151H83ZM149 152V151H148ZM190 152V153H189ZM26 154L28 153V152H25ZM153 153V154H152ZM166 153V152H165ZM10 154V153H9ZM29 154V153H28ZM28 154H27V157H28ZM35 154H37L36 152H35ZM39 154H40V152H39ZM38 154V155H39ZM41 154H43V153H41ZM241 154V153H240ZM11 155H13V154H11ZM31 155V154H30ZM33 155H34V153H33ZM33 155H31V157L33 158ZM151 155H150V157H151ZM170 155H172V153L170 154ZM19 156V155H18ZM21 156V155H20ZM23 156H24V154H23ZM22 156V157H23ZM35 156H37V155H35ZM34 156V158H33V160H39V156H37V157H35ZM69 156V155H68ZM11 157V156H10ZM13 157H15V156H12L11 158H13ZM74 157H76V156H74ZM172 157V156H171ZM238 157H239V155H238ZM7 158V157H6ZM21 158V157H20ZM23 158H26V157H23ZM29 159H30V161H31V163H30V161H27V162H29L30 164H32V159L30 158V156L28 157ZM77 158V157H76ZM152 158V159H153ZM44 159V158H43ZM51 159V158H50ZM152 159H150V160H152ZM153 159V160H154ZM7 160V159H6ZM4 161V158H3V160L2 161H4V162H2L3 164L1 165L2 167H1V170H0V191H1V188H2V186L3 185H5V184H11L12 182H13V180L15 179V176L17 175L16 174V170H18L17 168H14L15 166V164H14V162H13V160H16V158L15 159H13V160H11L12 162H13V164H12V162L10 161V163L8 162V160L7 161ZM23 160V159H22ZM21 160V161H22ZM25 160V159H24ZM23 160V161H24ZM28 160V159H27ZM35 160V161H36ZM37 160V161H38ZM40 160H42V159H40ZM48 160V159H47ZM63 159H61V161H62ZM73 160V159H72ZM72 160H68V163L69 162H72ZM152 160V161H153ZM244 160H245V157H244ZM22 161V162H23ZM36 161V162H37ZM43 161V160H42ZM117 161V160H116ZM187 161H188V159H187ZM16 162H18V161H16ZM24 162H26V160L24 161ZM44 162H45V160H44ZM60 162V161H59ZM63 162V161H62ZM79 162V161H78ZM42 163V162H41ZM46 163V162H45ZM66 163V162H65ZM147 163V162H146ZM185 163V162H184ZM242 163V162H241ZM17 164V163H16ZM19 165H20V163H18ZM18 164H17V166H18ZM33 164H34V162H33ZM37 164H40V163H37ZM42 164H44V163H42ZM54 164V163H53ZM243 164V163H242ZM23 165L25 166V163H23L22 164V166L20 167L21 169L23 168ZM35 165H36V163H35ZM45 165V164H44ZM59 165H61V164H59ZM63 165V164H62ZM73 165H74V160H73ZM114 165V164H113ZM148 165H149V163H148ZM243 165V166H244ZM263 165V164H262ZM14 166V167H13ZM28 166V165H27ZM34 167V165H30V169H32L33 167ZM38 166V165H37ZM72 166V164L70 163V164H65L64 165V172H65V174H68V169H70V171H71V169H74V168H72L71 167ZM153 166V165H152ZM187 166H189V165H187ZM189 166V167H190ZM32 167V168H31ZM36 167V166H35ZM40 165H39V167H37L38 168V170L40 169ZM42 167H43V165H42ZM62 167V166H61ZM37 168H34L35 170L37 169ZM45 168H46V166H45ZM45 168H43V169H45ZM49 168V167H48ZM81 168H83V167H81ZM187 168V167H186ZM25 169V168H24ZM26 169H28L29 170V168H26ZM42 169V170H43ZM47 169V168H46ZM45 169V170H46ZM190 168H188V170H189ZM229 169V170H228ZM234 170V172L233 173H231L230 171H233ZM243 170V171H244ZM21 171V170H20ZM22 171H24V170H22ZM21 171V172H22ZM29 171H31V174H32V171L33 170H29ZM123 171V170H122ZM148 171H150V170H148ZM161 171V170H160ZM242 171V170H241ZM18 172H19V170H18ZM28 172V171H27ZM162 172V171H161ZM163 172H164V170H163ZM263 172V173H262ZM29 173V172H28ZM33 173H34V171H33ZM37 173V174H36ZM36 173H34V174H36V176L39 178V176H41L42 175V171H40L39 173L41 174H39L38 173V171L36 172ZM44 173H45V175H44ZM43 173V176H42V178H40L39 180H38V182H39V189H41V188H43V190L44 191H48V190H50V186L52 187V185L53 184H55V179L54 178H56V177H54V172L52 171V172H49L50 174H48V175H50V176H48L47 174H46V172H44ZM22 174H24V173H22ZM31 174H30V176H31ZM34 174H32V175H34ZM39 174V175H38ZM54 174V175H53ZM64 174V173H63ZM79 174V173H78ZM75 175V174H74ZM236 175V177H233V178H236L235 180H233L232 179V177H231V179L234 181H232V180H230L229 178H230V176H235ZM21 176V175H20ZM19 176V177H20ZM26 176V175H25ZM30 176H28V179H29V177ZM35 176V175H34ZM31 177L32 179V182H34V180L37 178H35V177ZM78 176V175H77ZM82 176V175H81ZM245 176V177H244ZM18 177V178H19ZM58 177V176H57ZM69 177H70V175H69ZM71 177H73V176H71ZM163 177V176H162ZM23 178H24V176H23ZM27 178V177H26ZM26 178H24V179H26ZM35 178V179H34ZM37 178V179H38ZM45 178V179H44ZM74 178V177H73ZM84 178V177H83ZM141 178V177H140ZM238 178H240V179H238ZM36 179V180H37ZM49 179V180H48ZM61 179H62V177H61ZM67 179H68V177H67ZM191 179V180H192ZM19 180V179H18ZM23 180V179H22ZM22 180L20 181V182H22ZM30 180V179H29ZM30 180V181H31ZM35 180V181H36ZM63 180H65L64 178H63ZM140 180V179H139ZM29 181V182H30ZM66 181V180H65ZM83 181V180H82ZM26 182V181H25ZM24 182V183H25ZM27 182H28V180H27ZM47 182V183H46ZM53 182V183H52ZM73 182H75V181H73ZM216 182L218 183V184H216ZM23 183V182H22ZM36 183H37V181H36ZM76 183V182H75ZM191 183V182H190ZM220 183L222 184V186H223V188L222 187H220L219 185H220ZM14 184V183H13ZM30 184V183H29ZM62 184H63V182H62ZM78 184V183H77ZM260 184V183H259ZM15 185V184H14ZM19 185V184H18ZM24 185V184H23ZM33 185V184H32ZM34 185H36L35 183H34ZM33 185V186H34ZM57 185H59L58 183H57ZM190 185V184H189ZM263 185V184H262ZM261 185V186H262ZM6 186V185H5ZM9 186V185H8ZM16 186V185H15ZM15 186L13 187V189L15 188ZM28 187V186H27ZM26 187V188H27ZM36 187V186H35ZM66 187V186H65ZM71 187L72 188H74L72 185H71ZM218 187H219V189H218ZM253 187H256V188H254L253 189ZM37 188V187H36ZM192 188H193V186H192ZM3 189V188H2ZM9 190L11 189V188H8ZM31 189V188H30ZM29 189V190H30ZM58 189V188H57ZM56 189V190H57ZM64 189V188H63ZM62 189V190H63ZM258 190L257 192H256V190ZM22 190V189H21ZM36 190V189H35ZM43 190H42V192H43ZM52 190V189H51ZM50 190V191H51ZM54 190V189H53ZM62 190H60L59 189V191L61 192ZM65 190V189H64ZM64 190H63V192H64ZM159 190V189H158ZM32 191V190H31ZM191 191H192V189H191ZM194 191V190H193ZM214 190H212V192H213ZM217 191H218V193H217ZM7 192V191H6ZM6 192H4V194L6 193ZM19 192V191H18ZM35 192V191H34ZM37 192L39 193V191L37 190ZM62 192V193H63ZM30 193V192H29ZM43 193H46V192H43ZM51 194L52 193H54V192H50ZM67 192H65V194H66ZM211 193V192H210ZM214 193V192H213ZM260 193V192H259ZM262 193V192H261ZM260 193V194H261ZM10 194V193H9ZM8 194V195H9ZM11 194H12V192H11ZM10 194V195H11ZM68 194V193H67ZM67 194H66V196H67ZM1 195H3V194H1ZM5 195H7V194H5ZM17 195V194H16ZM25 195V194H24ZM30 195V194H29ZM53 195V194H52ZM51 195V198L52 197H55L56 198V196H52ZM58 195V194H57ZM214 195V194H213ZM212 195V196H213ZM216 195H215V197H216ZM12 196V195H11ZM11 196H9V197H11ZM15 196V195H14ZM26 196V195H25ZM50 196V195H49ZM60 196H62L61 194H60ZM63 196H65L64 194H63ZM63 196L61 197V198H63ZM260 196V195H259ZM258 196V197H259ZM34 197V196H33ZM39 196H37V198H38ZM58 197V196H57ZM196 197V196H195ZM211 197V196H210ZM230 197V196H229ZM244 197H245V199H244ZM5 198L6 199H8L6 196H5ZM14 198H16V196L14 197ZM34 198H36V197H34ZM59 198V200L61 199L60 197H58ZM170 198V197H169ZM248 198V197H247ZM252 198H254V197H252ZM13 199V198H12ZM39 199V198H38ZM47 199V198H46ZM173 199V198H172ZM213 199V198H212ZM222 199V198H221ZM49 200H50V198H49ZM48 200V201H49ZM52 200V199H51ZM50 200V201H51ZM53 200H54V198H53ZM63 200V199H62ZM71 200V199H70ZM197 200H199V199H197ZM10 201H11V199H10ZM37 201V200H36ZM57 201V200H56ZM64 201V200H63ZM174 201V200H173ZM172 201V202H173ZM213 200H211L210 199V202H212ZM216 201V200H215ZM222 201V200H221ZM220 201V202H221ZM251 201V200H250ZM0 202H2V198L0 197ZM3 202L4 203H6L4 200H3ZM7 205L9 204V201L7 200ZM13 202V201H12ZM44 202H45V200H44ZM62 202V201H61ZM171 202V201H170ZM183 202V201H182ZM208 202V201H207ZM219 202V201H218ZM217 201H216V203H218ZM34 203V202H33ZM37 203V202H36ZM174 203V202H173ZM193 203V202H192ZM199 203V202H198ZM59 204V203H58ZM57 204V205H58ZM161 204V203H160ZM189 204V203H188ZM200 204V203H199ZM201 204H203V203H201ZM211 204V203H210ZM2 205V204H1ZM0 205V206H1ZM34 205H35V203H34ZM38 205H39V202H38ZM42 204H40V206H41ZM195 205H197V204H195ZM212 205H213V202H212ZM244 205V204H243ZM60 206H61V204H60ZM217 206V205H216ZM6 206L4 205L3 207L1 206L0 207V239L2 238V234H4L5 236H6V234H5V232L6 233H8L9 231V229L7 230V228L9 227V223L11 222V223H13V219L14 218H8V219H6V220H3V219H1V218H3V217H1V215H2V213L4 214V212H3V209L5 208ZM8 207V206H7ZM35 207H39V206H36L35 205ZM44 207H45V204H44ZM59 207V206H58ZM64 207V206H63ZM178 207V206H177ZM42 208V207H41ZM41 208H40V210H41ZM50 208V207H49ZM186 208V207H185ZM198 208V207H197ZM196 208V209H197ZM244 208H246L245 210H244ZM43 209V208H42ZM44 209H47V207L46 208H44ZM66 209V208H65ZM184 209V208H183ZM263 209V208H262ZM35 211H36V209H34ZM202 210H204V209H202ZM214 210V209H213ZM264 210V209H263ZM20 211H21V209H20ZM32 211V210H31ZM56 211V210H55ZM63 211H65V210H63ZM162 211V210H161ZM208 211V210H207ZM22 212V211H21ZM37 212V211H36ZM41 212V211H40ZM44 212V211H43ZM50 212V211H49ZM57 212V211H56ZM55 212V213H56ZM39 213V209H38V212H37V214ZM45 213V212H44ZM54 213V212H53ZM207 213V212H206ZM218 213V215H217V217L218 216H220L219 214H223V213H219V212H217ZM32 214H33V211H32ZM36 214V213H35ZM36 214V215H37ZM41 214V213H40ZM57 214V213H56ZM184 214H186V213H184ZM210 214V213H209ZM209 214H206V217L203 215L202 217H205V218H208L209 217ZM216 214V213H215ZM207 215H208V217H207ZM224 215V216H225ZM233 215V214H232ZM9 216V214L7 215V217ZM15 216V215H14ZM29 216V215H28ZM40 216V215H39ZM39 216H37V217H39ZM53 216H54V214H53ZM212 216V215H211ZM210 216V217H211ZM216 215H214V217H215ZM225 216V217H226ZM246 216V217H245ZM4 217H6V216H4ZM13 217V216H12ZM30 217V216H29ZM32 217V216H31ZM34 217V216H33ZM44 217V216H43ZM183 217V216H182ZM240 217H242V215L240 216ZM240 217H238V218H236V219H234V223H236V225L238 224V222H240V220L242 219L243 220V218H240ZM261 217V216H260ZM45 218H47V216L45 217ZM52 218V217H51ZM239 218H240V220H239ZM257 218V217H256ZM12 219V220H11ZM36 219V218H35ZM40 219V218H39ZM58 219V218H57ZM68 219H69V217H68ZM203 219V218H202ZM210 219V218H209ZM254 219V218H253ZM16 220V219H15ZM30 220V219H29ZM31 220H33V219H31ZM30 220V221H31ZM37 220V219H36ZM207 220V219H206ZM205 220V221H206ZM214 220H216V219H214ZM241 220V223L242 222H245V221H242ZM246 220V219H245ZM4 221V222H3ZM43 221V220H42ZM202 221H204V220H202ZM14 222H16V221H14ZM32 222H36L35 220L34 221H32ZM207 222V221H206ZM215 222V221H214ZM224 222H225V220H224ZM233 222V221H232ZM2 223H3V225H2ZM44 223V222H43ZM42 223V224H43ZM53 223V222H52ZM55 223V222H54ZM58 223V222H57ZM217 223H219L220 224V222H217ZM226 223V222H225ZM240 223V224H241ZM28 224V223H27ZM60 224V223H59ZM61 224H62V222H61ZM74 224V223H73ZM200 224V223H199ZM206 224V223H205ZM228 224V223H227ZM227 224H225V225H227ZM243 224H247V222L246 223H243ZM251 224V223H250ZM250 224L248 225L247 224V229L249 228V226H250ZM16 225V224H15ZM29 225V224H28ZM58 225V224H57ZM179 225H181V224H179ZM235 225V224H234ZM235 225V226H236ZM242 225V224H241ZM185 226V225H184ZM198 226V225H197ZM196 226V227H197ZM203 226L205 227V225L203 224ZM240 226V225H239ZM238 225L236 226V227H234V233L236 234V237L234 238V239H236L238 236H240L244 231H246V229H245V227H243L244 229H241L240 227H239ZM52 227V226H51ZM57 227V226H56ZM55 227V228H56ZM62 227V226H61ZM60 227V228H61ZM199 227H200V225H199ZM10 228V227H9ZM48 228V227H47ZM54 228V227H53ZM65 228V227H64ZM11 229V228H10ZM48 229H50V228H48ZM201 229H205V228H201ZM61 230V229H60ZM65 230V229H64ZM206 230V229H205ZM213 230V229H212ZM37 231H39V230H37ZM49 231V230H48ZM56 231V230H55ZM199 231V230H198ZM198 231H196V233L198 232ZM202 231H204V230H202ZM40 232V231H39ZM57 232V231H56ZM56 232H54V229H53V231H51L50 233L49 232H47V231H43L42 232V234H40V236L39 237H37L36 238V240H35V242H34V244L33 243H31V244H33V250H34V257L36 256V254H37V250H40L39 252H42V249L44 248L45 250H46V248L45 247H47L46 246V243H47V240H48V238H50V235L52 236V235H54ZM61 232V231H60ZM62 232H64V231H62ZM218 232V231H217ZM230 232V231H229ZM53 233V234H52ZM57 233H59V232H57ZM65 233V232H64ZM62 234V236L63 235H65V234ZM164 233V232H163ZM221 232H220V230H219V234H220ZM9 234L10 233H8L7 235L9 236ZM36 234V233H35ZM67 234V233H66ZM211 234V233H210ZM214 234V233H213ZM231 234V233H230ZM229 234V236H231ZM31 235H32V233H31ZM37 235H39V234H37ZM61 235V234H60ZM163 235V234H162ZM200 235H202V234H200ZM225 235H227V234H225ZM234 235V234H233ZM11 236V235H10ZM56 236V235H55ZM58 236V235H57ZM56 236V237H57ZM61 236V237H62ZM66 236V235H65ZM204 236V235H203ZM209 236V235H208ZM212 236V235H211ZM214 236V237H213ZM211 238V240H210V242H209V238L207 239L206 238V242H209V246L211 245H213L214 246V240H215V238H216V235L214 234ZM217 236H218V234H217ZM12 237V236H11ZM54 237V236H53ZM70 237H72V236H70ZM219 237V236H218ZM224 237V236H223ZM227 238H228V236H226ZM65 238V237H64ZM220 238V237H219ZM218 238V239H219ZM6 239V238H5ZM31 239H32V236H31ZM53 239V238H52ZM56 239V238H55ZM54 239V240H55ZM224 239V241L223 242H226L227 240H225V238H223ZM231 239V238H230ZM233 239V238H232ZM53 240V241H54ZM62 240H64L63 239V237H62ZM219 240H222V238H220ZM219 240H217V241H219ZM4 241V240H3ZM28 241H31V240H28ZM52 241V242H53ZM229 242H230V240H228ZM2 242V241H1ZM14 242V241H13ZM51 242V243H52ZM55 242V241H54ZM59 243H60V241H58ZM223 242H222V244H223ZM232 242V241H231ZM230 242V243H231ZM12 243V242H11ZM16 243V242H15ZM216 243V242H215ZM49 244H50V241H49ZM221 244V243H220ZM221 244V246H223ZM236 244V243H235ZM17 245V243L15 244V246ZM30 245V244H29ZM215 245H217V244H215ZM2 245H0V247H1ZM12 249H13V244H12V246L11 245H9ZM20 246H22L21 244H20ZM61 246H63V245H61ZM210 246V247H211ZM212 246V247H213ZM3 247V246H2ZM19 247V246H18ZM53 247V246H52ZM211 247V248H212ZM218 247V246H217ZM217 247H213V248H217ZM227 247V246H226ZM225 247V248H226ZM231 247V246H230ZM4 248V247H3ZM7 248H9V247H7ZM58 248V247H57ZM224 248V247H223ZM224 248V249H225ZM16 249H17V247H16ZM25 249V248H24ZM32 249V248H31ZM233 249V248H232ZM1 250L2 249H0V252H1ZM7 250H9V249H7ZM49 250V249H48ZM57 250V249H56ZM65 250V249H64ZM212 250H215V249H212ZM217 250V249H216ZM215 250V251H216ZM226 250V249H225ZM228 250V249H227ZM12 251V250H11ZM20 251V250H19ZM50 251V250H49ZM59 251H61L60 249H59ZM33 252V251H32ZM39 252H38V254H39ZM54 252V251H53ZM57 252V251H56ZM65 252V251H64ZM226 252V251H225ZM17 253H19V252H17ZM29 253V251L27 252V254ZM217 253H219V252H217ZM220 253H221V250H220ZM15 254V253H14ZM13 254V255H14ZM46 254L49 256L50 254H49V252L47 253V250H46ZM222 254V253H221ZM1 255V254H0ZM32 255V254H31ZM41 255H42V253H41ZM60 255V254H59ZM62 255V254H61ZM6 256V255H5ZM25 256V255H24ZM28 256H29V254H28ZM40 255H37V257H39ZM48 256H46L47 258H48ZM55 256V255H54ZM58 256V255H57ZM68 256V255H67ZM203 256V255H202ZM216 256H217V254H216ZM220 256V255H219ZM222 256V255H221ZM10 257V256H9ZM12 257V256H11ZM10 257V258H11ZM17 257H19L20 258V256H17ZM33 257V258H34ZM41 257V256H40ZM61 257V256H60ZM199 257V256H198ZM215 257V256H214ZM4 258V257H3ZM9 258V259H10ZM13 258H15V257H13ZM13 258H11V259H13ZM52 258V257H51ZM63 258V257H62ZM218 258V257H217ZM221 258V257H220ZM219 258V259H220ZM6 259V258H5ZM10 259V260H11ZM24 259V258H23ZM49 259V258H48ZM55 259V258H54ZM202 259V258H201ZM218 259V260H219ZM225 259H226V257H225ZM253 259V258H252ZM44 261H45V259H43ZM216 260V259H215ZM2 261V260H1ZM39 261H40V259H39ZM43 261V262H44ZM224 261V260H223ZM228 261V260H227ZM240 261V260H239ZM6 262H8L7 260H6ZM10 262H12V261H10ZM10 262H8V264L10 263ZM29 262H31V261H29ZM35 262H36V260H35ZM213 262V261H212ZM212 262H210V263H212ZM225 262V261H224ZM232 262V261H231ZM18 263H19V261H18ZM25 263V262H24ZM223 263V262H222ZM245 263V262H244ZM0 264H5L3 261L2 262H0ZM10 264H13V263H10ZM29 264V263H28ZM31 264H32V262H31ZM36 264H39V262L37 263L36 262ZM48 264V263H47ZM59 264V263H58ZM213 264H214V262H213ZM248 264V263H247Z\"/></svg>","mask_w":264,"mask_h":264}]
</instances>
